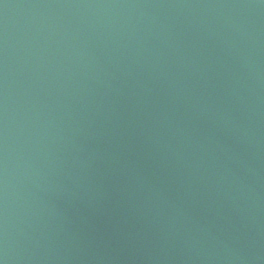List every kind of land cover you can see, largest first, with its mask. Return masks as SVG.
I'll return each mask as SVG.
<instances>
[{"label":"water","instance_id":"water-1","mask_svg":"<svg viewBox=\"0 0 264 264\" xmlns=\"http://www.w3.org/2000/svg\"><path fill=\"white\" fill-rule=\"evenodd\" d=\"M0 264H264V0H0Z\"/></svg>","mask_w":264,"mask_h":264}]
</instances>
